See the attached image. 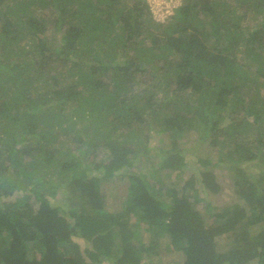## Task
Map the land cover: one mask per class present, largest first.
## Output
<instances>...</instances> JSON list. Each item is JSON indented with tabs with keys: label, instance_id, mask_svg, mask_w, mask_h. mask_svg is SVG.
<instances>
[{
	"label": "trees",
	"instance_id": "obj_1",
	"mask_svg": "<svg viewBox=\"0 0 264 264\" xmlns=\"http://www.w3.org/2000/svg\"><path fill=\"white\" fill-rule=\"evenodd\" d=\"M184 1L165 23L146 0H0V264H146L158 244L142 241L141 224L169 235L183 255L173 264H264V171L256 179L236 167L238 202L209 222L186 195L170 189L166 200L136 171L158 136L200 122L232 163L264 160V62L235 30L264 0H244L233 22L225 0ZM50 6L55 26H68L52 44L41 13ZM246 30L264 45L263 18ZM248 117L260 126L256 152L236 132ZM159 156L161 170L191 168L185 190L220 192L210 159L176 142ZM120 177L132 225L103 207V182ZM229 232L234 247L219 252Z\"/></svg>",
	"mask_w": 264,
	"mask_h": 264
},
{
	"label": "rangeland",
	"instance_id": "obj_2",
	"mask_svg": "<svg viewBox=\"0 0 264 264\" xmlns=\"http://www.w3.org/2000/svg\"><path fill=\"white\" fill-rule=\"evenodd\" d=\"M225 1V4L227 5L224 4L223 6H220V11L224 13L223 16H226L230 22H233L234 13L240 14L243 12L246 4L244 3V0ZM146 2L151 7L154 15L153 19L155 21H161L165 23L172 21L171 17H173L179 11L180 7L185 4L184 0H146ZM10 3L11 1L8 2V4ZM223 9H225V12ZM53 11L54 9L50 6L46 9H43L41 12L44 14L42 18L46 22L44 36L51 44L58 40L60 41V38H62L66 28L68 27L67 25H63L60 28L55 26L53 22ZM255 15L256 16L249 24H240L238 21H235V23L240 25V28H235V30L239 33L238 36L243 41L241 45L242 51L246 49V47H256V51L260 53L262 61L264 62V45L257 46L255 43L247 41L249 33L246 28L252 23L257 24V18L264 19V12L260 14L256 12ZM206 31L208 32V38L213 40L214 34L212 33L211 25L207 26ZM224 33H226V31H224ZM25 41H27V39ZM226 42H228V40H226ZM16 45L17 43L13 42V44H11L8 48L14 49ZM242 59H244V57H242ZM59 66L61 67V73L65 71L67 74L69 72L70 74L66 75L67 77L70 76L73 79L76 78L72 74L77 71L76 69L67 67L64 64H59ZM262 94L264 96V88L262 89ZM227 123L228 121L225 120L222 122L221 126H226ZM195 126L196 127L193 129H186L182 132L174 131L169 135L161 134V139L160 136H158L154 145L150 147L149 154L146 157L140 156V159L138 162H136V171L138 173H142L145 180H147L151 186L156 187L157 189L160 188V191L164 194V198L166 200H169L170 198V189H175L178 193H183L186 195L194 209L199 211L201 215L206 218V221L209 222L212 220L214 214L227 207L230 208L233 206V204L238 202L235 191V168H242L244 173L250 176L253 174L256 177L257 173L264 171V160H262V158H258L252 162L232 163L231 160H228L225 156L227 147L224 144L218 142L219 144L217 145H211V138L206 136L207 134L205 133L207 132V126L201 122L197 123ZM259 128L260 126L253 125L252 118L248 117V119H245L242 125H239L236 129L238 137L242 143H252L250 147L253 148V152H256L257 149L255 148L259 147V143L256 141ZM208 135L212 136L211 133ZM172 142H176L179 147L184 148L191 156L193 154L194 156H198L203 159H210L213 164L216 163V166L211 167V169L215 173L216 180L220 185L219 193L213 194L209 191L203 190L199 184L196 186V191L185 190V183L192 172L191 168L189 167H187L185 170L176 172L168 169L161 170L159 162L160 150L170 148ZM247 147L249 148V146ZM105 155L106 151L103 150L102 157H105ZM256 179H259V176H257ZM128 184L129 181L127 177H120L106 181L102 184L101 192L105 197L103 206L104 210L109 213H120L123 218H128L130 220V224L132 225L136 222V215L133 213L127 215L126 203L128 201ZM74 201V197L70 198V204L72 203V205H75ZM138 211H140V209H138ZM138 230L139 237H141L142 241L149 242L150 239H153V241L158 244V254L154 255L151 260H145L146 264H173L183 261L182 253L175 251L171 246L169 235L162 234L155 238L153 237L154 234L151 231L146 230L145 224H141ZM234 236V233L229 232L219 237L217 239L218 251L228 252L231 250L234 247ZM82 243L85 247V242Z\"/></svg>",
	"mask_w": 264,
	"mask_h": 264
}]
</instances>
